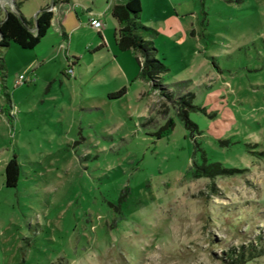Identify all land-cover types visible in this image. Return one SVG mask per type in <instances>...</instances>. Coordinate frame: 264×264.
I'll use <instances>...</instances> for the list:
<instances>
[{"label": "rangeland", "instance_id": "rangeland-1", "mask_svg": "<svg viewBox=\"0 0 264 264\" xmlns=\"http://www.w3.org/2000/svg\"><path fill=\"white\" fill-rule=\"evenodd\" d=\"M138 1L168 68L147 80L109 12L107 46L86 25L66 62L1 50L0 264H264V0ZM18 5L58 0L0 19Z\"/></svg>", "mask_w": 264, "mask_h": 264}, {"label": "trees", "instance_id": "trees-1", "mask_svg": "<svg viewBox=\"0 0 264 264\" xmlns=\"http://www.w3.org/2000/svg\"><path fill=\"white\" fill-rule=\"evenodd\" d=\"M15 8V10L5 9L0 19V52L2 49L7 48L10 43L16 44L22 49L34 48L50 26L53 14L52 9H49L48 5L41 7L30 19H26L23 16L19 10V5ZM110 13V16L117 22V28L114 29V44L118 50L122 52L130 51L134 55L136 64L139 67L137 78L147 80L152 72L156 70L168 71L165 64L155 59L157 49L153 45V40L157 35V31L140 22L141 7L139 1L116 0L110 9ZM62 35L66 36L65 32L62 31ZM101 47L102 44L98 45L95 50ZM4 67L5 64L0 57V76L2 81H5ZM124 93L125 89L120 88L108 94V96H122ZM186 97L180 98V103L187 102ZM184 116L182 118L180 116L179 118L187 127V119ZM173 127V122L168 120L155 134L157 136L166 134ZM213 165H216V163H210L211 167ZM210 166L208 169H211ZM19 168L20 165L15 156L12 155L4 168L3 183L5 188L15 187L16 182H18Z\"/></svg>", "mask_w": 264, "mask_h": 264}, {"label": "crops", "instance_id": "crops-1", "mask_svg": "<svg viewBox=\"0 0 264 264\" xmlns=\"http://www.w3.org/2000/svg\"><path fill=\"white\" fill-rule=\"evenodd\" d=\"M115 1L116 0H105V9L102 12L100 10H93L90 7L86 6L81 7L76 0H58V5H55L53 7L51 6V8L54 9H52L53 16L50 21V26L48 27L43 38L34 47L37 53L35 58L36 61L43 62L44 59L51 60L53 57L56 58L60 55L61 58L66 62L68 58L67 48L68 45L70 46V42L72 41L75 32L79 28L81 29L86 25H89L91 28H93V26L89 24V18L94 17L101 20L100 15L102 14L103 16H105V13H110V9ZM82 16L86 17L85 22L81 20ZM111 21V26H113L112 35L114 40V29L117 28V22L115 21V19ZM105 28L106 27L103 25L99 31H96L93 28L95 33L99 35L98 39L90 42L92 44L91 46L94 45V49L100 44H102V47L107 46V36ZM62 31L65 32L66 36L62 35Z\"/></svg>", "mask_w": 264, "mask_h": 264}, {"label": "built area", "instance_id": "built-area-1", "mask_svg": "<svg viewBox=\"0 0 264 264\" xmlns=\"http://www.w3.org/2000/svg\"><path fill=\"white\" fill-rule=\"evenodd\" d=\"M50 9V8H49ZM89 24L91 26H93V28L96 30V31H99L100 28H102V23H101V20L98 19V18H94V17H90L89 18ZM27 80L25 79V77L20 73L18 74L17 76V79H16V82H14L15 84H23L24 82H26Z\"/></svg>", "mask_w": 264, "mask_h": 264}]
</instances>
